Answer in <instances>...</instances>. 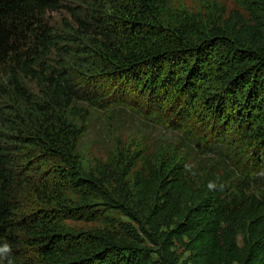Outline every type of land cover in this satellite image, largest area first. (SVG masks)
I'll list each match as a JSON object with an SVG mask.
<instances>
[{"label":"trees","instance_id":"1","mask_svg":"<svg viewBox=\"0 0 264 264\" xmlns=\"http://www.w3.org/2000/svg\"><path fill=\"white\" fill-rule=\"evenodd\" d=\"M92 111L176 132L171 166L135 142L143 185L182 196L192 174L207 264H264V52L167 0H0V264L147 259L66 224L122 210L81 167Z\"/></svg>","mask_w":264,"mask_h":264},{"label":"rangeland","instance_id":"2","mask_svg":"<svg viewBox=\"0 0 264 264\" xmlns=\"http://www.w3.org/2000/svg\"><path fill=\"white\" fill-rule=\"evenodd\" d=\"M167 1L172 8L215 22L238 43L264 52V0ZM62 18L63 15H54L52 22ZM135 105L131 106L140 107ZM113 117L117 118V114ZM103 122L99 112H91L88 130L78 150L81 167L103 182L122 210L100 208L94 220L67 221V226L76 231L105 233L115 241L136 246L147 257L142 264H207L205 246L193 231L197 217L191 213L201 196V182L192 178V174L187 175L189 186L182 196L175 195L167 184L150 182L145 187L141 167L146 164L132 156L135 142L140 141L152 145V149L148 146L152 155L162 159L154 161L151 156L152 167L160 161L171 166L176 132L149 129L134 111L122 113L120 125Z\"/></svg>","mask_w":264,"mask_h":264},{"label":"clouds","instance_id":"3","mask_svg":"<svg viewBox=\"0 0 264 264\" xmlns=\"http://www.w3.org/2000/svg\"><path fill=\"white\" fill-rule=\"evenodd\" d=\"M261 174L264 175V173H261ZM215 188H216V182H209L208 184L209 191H212ZM5 251L11 252V248L8 244L6 245ZM12 264H14V261L12 262Z\"/></svg>","mask_w":264,"mask_h":264}]
</instances>
